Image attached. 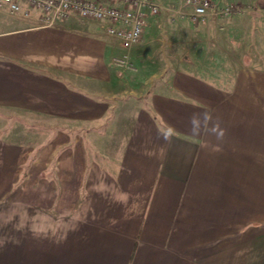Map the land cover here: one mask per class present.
Here are the masks:
<instances>
[{
  "label": "crops",
  "instance_id": "obj_1",
  "mask_svg": "<svg viewBox=\"0 0 264 264\" xmlns=\"http://www.w3.org/2000/svg\"><path fill=\"white\" fill-rule=\"evenodd\" d=\"M155 1L128 48L0 6V120L40 131L0 123V264H264V56L197 63L241 28Z\"/></svg>",
  "mask_w": 264,
  "mask_h": 264
},
{
  "label": "built area",
  "instance_id": "obj_2",
  "mask_svg": "<svg viewBox=\"0 0 264 264\" xmlns=\"http://www.w3.org/2000/svg\"><path fill=\"white\" fill-rule=\"evenodd\" d=\"M177 1L191 9L193 21L204 20L209 16H227L241 10L238 5H219L212 0ZM0 6L23 15L36 10L38 22L42 26H53L72 11L80 18L107 22V32L116 36L125 48L141 38L146 16L159 12L155 0H0Z\"/></svg>",
  "mask_w": 264,
  "mask_h": 264
},
{
  "label": "rangeland",
  "instance_id": "obj_3",
  "mask_svg": "<svg viewBox=\"0 0 264 264\" xmlns=\"http://www.w3.org/2000/svg\"><path fill=\"white\" fill-rule=\"evenodd\" d=\"M263 5L264 0H260L259 4L252 5V3H248L245 5L246 8L244 6H239V8H241L239 13L236 12L227 16H221L234 18V20L229 21V23L238 24L239 28H241L240 31L232 35H224V38L219 37L217 39L216 36L214 37L215 43L208 40L201 41V38L206 34H196L191 40V48L187 50L190 53L189 56L197 63L202 62L203 66L211 70L215 68L228 70L231 68V65L227 64L230 62L227 61L228 59L235 60L236 62V60L243 61L247 57L264 56V45H261L264 44V8L261 9ZM250 22L253 23L252 26H254V28L251 26L249 27ZM220 23H224V21ZM190 24L196 25L198 22L191 20ZM230 42L231 44L233 43V46L230 45ZM177 52L180 57L183 56L184 53L188 55L186 50L182 47H180ZM160 68H162V66H160ZM2 116L4 119L7 117L5 114H0L1 119ZM7 122L5 120H0V123L3 125L1 127H6V125H8L7 127L11 129V134L16 137H21L22 132L26 131L24 135L31 138V140L27 141L31 142L33 146H36L35 144L39 140L32 139L38 138L37 135L38 132H40L38 129L25 128V124L21 121L12 120L10 124Z\"/></svg>",
  "mask_w": 264,
  "mask_h": 264
}]
</instances>
